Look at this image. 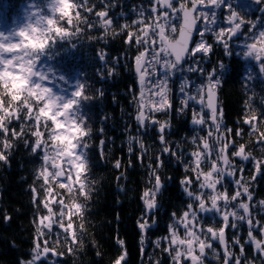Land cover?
<instances>
[{"label":"snow or ice","instance_id":"snow-or-ice-1","mask_svg":"<svg viewBox=\"0 0 264 264\" xmlns=\"http://www.w3.org/2000/svg\"><path fill=\"white\" fill-rule=\"evenodd\" d=\"M148 2L150 6L142 7L138 12L139 18L132 21L131 26L136 31H129V24L121 26V30L126 33L124 43L130 48L135 46L138 51L133 57V71L140 86L139 97H134L138 106L135 119L139 127H145L146 121L158 124L159 142L167 145L168 124L153 119L151 114L172 110L170 80L177 72L184 70L207 78L206 82L200 84L188 78L180 82L179 110L183 112L187 109L190 101L198 104L200 110L197 112L193 109L191 122L206 128L207 134L192 138L196 148L188 153L189 162L184 164L186 173L192 175H185L180 181L192 202L186 205V210L179 216L175 212L171 214L172 223L168 225V235L163 238L167 242L163 251L168 253L172 264H204L209 250L215 258L222 257L223 264H245L248 257L241 238L234 237L231 245L226 239V229L239 232L242 222L247 225L245 243L253 245L255 253L264 257V224L253 214L255 206L251 202L254 197L250 191L251 182L257 176L264 175V158L254 157L245 144L237 146L221 130L223 113L222 110L217 113L215 102V90L220 84L216 76L217 67L208 71L202 67L203 58L213 52L214 45L232 55V42L243 37L242 42L246 48L243 55L258 61L260 72L264 73V17L246 21L235 10L234 0ZM255 3L260 5L264 0H255ZM87 4L88 0H32L27 6L24 23L7 33L0 31V136L4 137L0 140V161L7 162L5 152L12 147L7 139L9 135L16 139H23L26 135L33 137L34 142L25 140V145L39 160L40 166L35 175L41 181L40 191L43 192L41 198L36 187L30 189L38 213L39 209H43L44 214H38L35 220L36 236L30 259L22 260L20 264H45L52 257L63 256L64 252L49 246L52 237H56L57 243L61 239L67 241V253L73 252L71 245L79 244L73 217H83L84 205L79 199H89L92 185L96 183L89 179L92 167L89 152L92 146L88 140L92 130L87 123V112L84 111V104L89 99L84 94L86 84L77 80L74 86H70L64 75L57 76L55 70L50 66L45 68L42 64V58H51L57 45L68 42L72 48L76 47L72 41H78L83 35L81 23L86 29L97 27L96 23L87 18L93 16V13V20L99 21V26L105 31L113 24L108 11H97L95 5L86 7ZM101 4L104 8L109 7L103 4V0ZM220 10L226 13L223 25L220 24ZM259 10L264 12V7ZM82 12L85 13L84 17L81 16ZM177 33L178 38L174 39ZM208 35L213 37V43L206 39ZM99 59L104 61L106 54L100 53ZM189 59L192 63L185 69L184 65ZM218 67L224 69L225 65L219 63ZM55 79L71 90L65 87L57 91L49 86L48 82ZM247 79H252L251 74ZM192 88L195 91L190 93ZM260 121H264V113L259 117L252 115L243 123L249 125L253 132L259 133L255 144L264 145V132L257 126ZM13 122L20 125L19 131L10 127ZM232 131L226 129L229 134ZM235 135L242 136L243 133L237 130ZM133 140L139 142L141 150H145L144 143L138 137H129V153L133 152ZM104 143L103 140L99 142L101 157ZM163 152L179 162L180 157L169 146L163 147ZM230 157L252 163L254 173L250 181L243 175L244 167H237ZM137 159H143V156ZM156 161L155 167L148 165L154 183L150 179L151 186L141 196L144 206L138 222L142 233L141 244L145 239L144 234L155 223L150 214L158 208L157 196L163 187L160 176L156 174L163 161L159 156ZM114 167L121 168L120 160H116ZM225 177L233 178L232 184L235 187L231 195L225 187ZM257 203L259 209L264 211V199ZM204 212L218 214L221 227L214 229L202 225L199 213ZM79 229L83 230V224L79 225ZM254 232L259 234L260 239H257ZM213 241L219 242L220 250L213 247ZM118 243L123 248V241ZM154 243L160 248V239ZM232 246L239 247V255L230 251ZM52 264H58V261L52 260ZM114 264H127V252L122 251Z\"/></svg>","mask_w":264,"mask_h":264},{"label":"trees","instance_id":"trees-1","mask_svg":"<svg viewBox=\"0 0 264 264\" xmlns=\"http://www.w3.org/2000/svg\"><path fill=\"white\" fill-rule=\"evenodd\" d=\"M240 1L246 2L238 5V0H235L240 17L246 21H256L257 17H264V12L259 10L264 7V3L257 5L255 0ZM31 2L32 0H0V31L7 33L24 23L26 9ZM103 4H108L109 7H102L101 0H88L86 7L95 5L97 11H108L113 24L107 31L99 26V21L93 20V13V16L87 18L96 23L97 27L86 29L81 23L80 27L84 32L78 41H72L76 43L75 48L68 42H63L53 50L51 58H42L45 68L50 66L57 76L64 75L68 85L74 86L77 80L86 84L84 94L89 99L84 104V111L87 112V123L92 130L88 140L92 146L89 152L92 157L89 179L96 182L92 185L90 198L86 201L82 197L79 199L84 205L83 217H73L79 244L71 245L73 252L67 253V241L61 239L57 243L56 237H52L49 246L65 253L60 257H52V260H57L58 264H114L121 252L126 251L127 264H172L168 253L163 251L167 246L163 238L168 235V225L172 223L171 214L175 212L179 216L191 202L180 181L185 175H192L186 173L184 168V164L189 162L188 153L196 148L192 144V138L206 136L207 129L192 124L193 109L189 108L183 115L178 113L180 102L175 94V84L172 85L169 96L173 104L172 110L168 113L151 114L153 119L168 124L167 145L159 142L158 124L153 125L146 121L145 127H139L135 119L138 106L134 97H139L140 86L133 71V57L138 51L135 46L130 48L124 43L126 33L121 30V26L129 24L128 30L136 31L131 26L132 21L139 18L138 12L142 7L150 5L148 0H103ZM81 16L84 17L85 13L82 12ZM242 41L243 37L232 42V55L225 53L222 47L214 45L213 52L204 61L207 62L208 70L217 67L216 76L219 77L220 84L216 91L219 97L218 114L221 110L223 113L222 131L237 146L245 144L246 149L259 159L263 157L264 147L255 144L259 133L253 132L243 121L252 115L259 117L264 113V73L260 72L258 61L243 55L246 48ZM210 42L213 43V37H210ZM100 53L106 54L104 61L99 59ZM219 63H223L225 68L220 69ZM189 74V79L194 76V82L202 80L200 74ZM249 74L252 76L251 80L247 79ZM48 84L57 91L68 87L58 79L50 80ZM68 90L71 88L68 87ZM205 118L207 119L206 112ZM257 126L264 132V121L258 122ZM10 127L19 131L20 125L13 122ZM227 128L233 130L231 134L226 132ZM237 130L243 135L236 136ZM129 137H138L144 143L146 151L141 150L139 142L133 140V152L129 153ZM3 139L0 136V140ZM7 139L12 147L5 152L7 162L0 161V264H20V261L30 259L33 239L36 236L35 220L38 214H44L43 209H39L38 213L30 189L36 187L41 198L43 192L40 191L41 181L35 175L40 166L39 160L25 145V140L34 142V138L26 135L23 139H16L9 135ZM101 140L105 142L103 157L99 151ZM165 146L176 151L180 157L179 162L163 152ZM141 155L143 159H137ZM157 156L163 161L156 170L163 187L157 196L158 208L150 214L155 223L144 234L145 239L141 244L142 233L138 227L144 207L141 196L154 183L148 165L155 167ZM232 159L237 166L244 167V174L250 179L254 173L252 163L241 161L238 157ZM116 160L121 162L119 169L114 167ZM229 179L228 177L225 180L230 181L229 189L232 190L234 185ZM255 184H258L256 180L252 182L253 186ZM200 217L204 226L218 229L222 225L220 218L214 215L203 217L200 214ZM260 220H264V217H260ZM80 224H83L82 231L79 229ZM241 231L245 233V228ZM240 238L245 244L243 234ZM158 239L161 240L160 248L154 243ZM119 241H123V248ZM214 245L220 250L219 243ZM249 248L248 245L247 256H251ZM52 260H46L45 264H52ZM261 263L264 264V261ZM204 264H223V260L222 257L215 258L209 251Z\"/></svg>","mask_w":264,"mask_h":264},{"label":"flooded vegetation","instance_id":"flooded-vegetation-1","mask_svg":"<svg viewBox=\"0 0 264 264\" xmlns=\"http://www.w3.org/2000/svg\"><path fill=\"white\" fill-rule=\"evenodd\" d=\"M262 148H263V157L262 158H264V147H262ZM230 158L232 159V157H230ZM237 167H239V166H237ZM244 172H245V169H244ZM243 175H244L245 179L250 180L249 177L247 176V174L243 173ZM226 178H228V177H225V179ZM229 178H230L229 180L233 179L232 177H229ZM262 180H264V175L257 176L256 181L258 182V184H255L253 186L252 182H251L250 191H252L253 197H254L253 201L251 202L255 206L254 209H253V214H254L255 218L258 219L261 222V224H264V220H260V217H264V211H261L259 209V205L257 203L259 200L264 199V193H262V191L264 192V188L262 186V185H264V183H262ZM229 182L226 181V180L224 181V184H225L226 188H228V187L230 188V186H229L230 183ZM233 190H234V188L232 190H230V191L233 192ZM242 234L244 236V240L246 241L247 240V231L244 234V233H242L239 230L238 234H236L235 231H233L231 228L226 229V239H227V241H228V243L230 245H231L232 239L234 237H239L240 238V236ZM254 235L257 237V239H260V236H259L258 233L254 232ZM241 243L244 244L242 242V240H241ZM248 245L250 247L249 249L251 251L250 252L251 256H247L248 257V261H246L245 264H249V262H251V264H262L261 261H264V257H259L258 254L255 253L253 245L248 244V243L244 244L245 254L247 255L246 249H247ZM235 248H236V246H235ZM254 257H256V258H254Z\"/></svg>","mask_w":264,"mask_h":264},{"label":"rangeland","instance_id":"rangeland-1","mask_svg":"<svg viewBox=\"0 0 264 264\" xmlns=\"http://www.w3.org/2000/svg\"><path fill=\"white\" fill-rule=\"evenodd\" d=\"M246 3V2H245ZM245 3H242L240 0H238V5H244ZM237 6V5H236ZM251 58V57H250ZM252 59V58H251ZM169 86H170V83H169ZM193 124V123H192ZM223 129H224V127H223ZM222 130V129H221ZM207 171V170H206ZM219 187V186H218ZM228 189V193H229V195H231L232 193V191H230V189H229V187L227 188ZM59 190V189H58ZM221 191H223V189H220ZM60 191V190H59ZM205 191H208V190H205ZM189 199H190V201L192 202V198L191 197H189ZM190 202V203H191ZM210 203V202H209ZM200 214H202L203 215V217H204V215L205 216H207L208 214H211V215H214L215 217H217V218H220L219 216H218V214H215V213H212V212H204V213H199V216H200ZM221 227V226H220ZM245 228V232L247 231V225H245V224H243L242 222L240 223V231H241V229H244ZM219 229V228H218ZM233 231H235V233L236 234H238V232L235 230V229H232ZM180 235L182 236L183 234H181V232H180ZM215 243H219L218 241H213V247L214 248H216L215 247ZM218 249V248H217ZM209 251H211V250H209ZM208 251V252H209ZM230 251H233L236 255H239V250L237 251L236 250V248H235V246H232L231 248H230Z\"/></svg>","mask_w":264,"mask_h":264},{"label":"water","instance_id":"water-1","mask_svg":"<svg viewBox=\"0 0 264 264\" xmlns=\"http://www.w3.org/2000/svg\"><path fill=\"white\" fill-rule=\"evenodd\" d=\"M175 38H178V33H177V35H176ZM215 93H216V92H215ZM218 101H219V98H218V94L216 93V99H215V102H216V105H217V110H218V105H219Z\"/></svg>","mask_w":264,"mask_h":264}]
</instances>
